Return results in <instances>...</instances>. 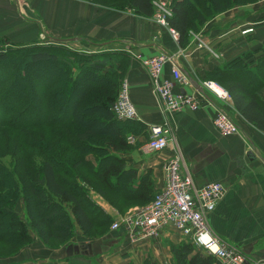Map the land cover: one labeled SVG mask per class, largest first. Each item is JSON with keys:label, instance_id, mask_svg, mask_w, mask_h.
Listing matches in <instances>:
<instances>
[{"label": "crops", "instance_id": "0c3cea01", "mask_svg": "<svg viewBox=\"0 0 264 264\" xmlns=\"http://www.w3.org/2000/svg\"><path fill=\"white\" fill-rule=\"evenodd\" d=\"M28 1L21 7L23 19L12 0H0V37L26 44L44 35L45 44L72 41L86 45L83 48L90 52L127 53L130 62L123 80L129 84L130 98L137 111L133 121L139 122L143 131L127 136L130 145H138L124 158L131 161L139 174L151 169L158 191L164 184V164L171 152L179 148L182 170L191 175L197 187L212 182L224 186V195L208 215L214 234L248 260L264 264V133L234 110L232 100L225 109L237 125L238 133L229 137L221 136L213 124L218 105L212 98L197 110L164 113L140 62L141 57L159 53L180 54L178 63L189 81L184 90L194 92L192 82L200 85L223 62L249 51H257L255 58H260L264 49V9L261 10L264 0L217 15L199 32L190 33L189 44L184 49L171 38L168 29L157 25L152 18L141 17L130 7L103 8L83 0ZM241 10L248 15L242 16ZM258 13L261 15L257 16ZM250 28L253 31L242 34ZM198 39L220 57L210 58L204 49L194 47ZM163 74L170 78V64H166ZM259 96L264 101V89ZM163 123H168L175 142L161 152H150L145 146L148 128ZM90 198L113 220L119 215L94 191L90 192ZM31 237V245L23 248L11 264H64L67 258L81 264H143L147 258L154 264H171L170 246L180 243L178 236L168 230L156 239L132 242L121 231L110 229L103 238L89 240L76 228L75 237L70 240L72 254L67 255L65 247L49 249L35 234L31 233ZM110 239L112 243L108 244ZM98 248L103 249L96 252Z\"/></svg>", "mask_w": 264, "mask_h": 264}, {"label": "trees", "instance_id": "16d2710c", "mask_svg": "<svg viewBox=\"0 0 264 264\" xmlns=\"http://www.w3.org/2000/svg\"><path fill=\"white\" fill-rule=\"evenodd\" d=\"M117 1L121 5L116 9L130 7L144 18L154 15L155 0ZM254 3L257 0H172V15L166 22L168 28L178 34V46L184 49L189 44L190 33L199 32L217 15ZM15 46L17 48L0 50V68L11 66L13 57L23 55L30 57L33 64H55L58 73L63 72L62 84L70 83L72 89L82 84L85 77L100 83L85 85L74 96L67 118L55 115L62 112L53 107V102L58 100L56 84H47L44 92L48 113L23 121L31 111L30 100L34 99L26 94L15 95V80H22V75L18 74L10 84L7 83L11 81L10 75H7L4 86V81H0V134L9 130L18 136L9 135L6 141L0 140V243L14 255L32 242L33 233L44 246L55 249L49 246V241L64 246L75 235L76 228L83 237L99 240L109 231L113 218L90 198L91 191L109 204L112 197L123 196L124 201L136 207L148 204L157 192L152 170L139 174L131 161L124 158V154L138 145H130L127 136L141 134L143 126L133 120H117L111 111L130 58L124 52L84 54L56 44L33 42ZM12 52L15 54L11 55ZM251 56L253 52L243 53L209 72L206 78L211 76L210 79L221 83L231 96L234 110L264 133V101L259 96L264 89V76L259 73L264 68V55L258 60ZM253 65L259 69L257 72L249 69L254 68ZM12 71L16 74L15 70L9 73ZM242 74L251 76V80L255 78V84L248 89L244 87L237 78ZM90 96L91 102L84 106ZM15 98L19 103L13 102ZM9 100L12 105L6 107ZM65 122L73 125L74 135L62 133ZM45 128L61 130L47 139L41 134L28 133L29 129ZM7 156L8 164L3 162ZM18 205L24 217L15 211ZM114 208L118 213L123 212L118 206ZM92 230L101 231L104 236L91 238ZM170 251L173 264H216L213 257L197 251L189 243L171 245ZM64 264L81 263L67 258ZM143 264L154 263L147 258Z\"/></svg>", "mask_w": 264, "mask_h": 264}, {"label": "built area", "instance_id": "2783aa9c", "mask_svg": "<svg viewBox=\"0 0 264 264\" xmlns=\"http://www.w3.org/2000/svg\"><path fill=\"white\" fill-rule=\"evenodd\" d=\"M153 4L156 7L154 22L166 27L171 37L178 41V34L169 29L166 22L172 15L171 9L164 2ZM198 41L202 44L200 39ZM203 48H206L204 42ZM179 55L159 53L140 59L154 85L163 112L197 110L202 105L209 104V98H212L218 105L213 119L218 133L223 137L237 134L238 127L225 109L231 100L229 92L212 81H201L199 91L196 89L194 92H186L184 88L189 81L179 66ZM214 57L217 58L216 55ZM166 63L170 64V78L163 74ZM129 88L128 82L122 80L111 108L117 120L137 118ZM173 142L175 140L168 123L148 128L145 146L150 152H161ZM182 162V154L179 148H175L164 164V184L156 192L153 200L120 216L112 222L110 230L121 231L132 242L156 239L162 232L168 230L176 234L180 242L193 245L197 251L213 257L218 264H260L248 260L236 248L222 241L214 234L208 223L209 213L215 209L217 202L224 195L223 184L212 182L197 187L191 175L182 170Z\"/></svg>", "mask_w": 264, "mask_h": 264}, {"label": "rangeland", "instance_id": "374dc122", "mask_svg": "<svg viewBox=\"0 0 264 264\" xmlns=\"http://www.w3.org/2000/svg\"><path fill=\"white\" fill-rule=\"evenodd\" d=\"M83 1L96 4V5H98L100 7H103V8H115L116 6L121 5L117 0H83ZM171 1L172 0H155L154 2H157V3L164 2V3H166L168 5L169 8H171V6H170ZM260 1L261 0H257V3H254V5L259 4ZM12 2L17 7V10H18V13L20 14V16L23 19H25V14L22 11L21 7H22V5H24V7H25L26 3H28L29 1L28 0H12ZM248 5H251V4H248ZM262 9H264V6L261 8V10ZM155 10H156V7H155ZM241 15L242 16H247L248 13H247V11L241 10ZM256 15L259 16V15H261V13H258ZM151 18L153 20V16ZM160 27H162V26H160ZM162 28L167 29L166 27H162ZM247 30H250V29H245L244 32H242V34H247V33L250 32V31H247ZM1 39H3V38H1ZM47 41H50V40H47ZM201 41H202V44L199 41H197L196 44H194V47L204 49L206 55L208 57H210V58L217 59V58L220 57V54L216 53L214 51V49L211 48L207 43H206V48H203V40H201ZM175 42L178 43V41H175ZM31 43H33V42H31ZM34 43H37L38 45L39 44H41V45H51V44H45L47 42H45L44 35H39L38 39L35 40ZM12 44L17 45V44H25V43L11 42V41H8L7 39H3L2 41L0 40V50L17 48V46L12 45ZM52 44L64 46V47H67V49H71V50H74V51H79V52H82L84 54H94V53H102L103 52L102 50H100V51L97 50L98 52H90L91 50H87V49L85 50V48H83V46H86V45H82L81 42L78 43V42H72V41H64L62 43H57L56 42V43H52ZM89 49H91V48H89ZM12 51H14V50H12ZM261 51H262V53L260 54V58L264 55L263 50H261ZM249 52H253V56H251V57H253L254 59H255V57H257V55H256L258 53L257 51H249ZM244 53H246V52H244ZM13 54H15V53L12 52L11 55H13ZM215 55L217 56V58L214 57ZM240 55L234 57L233 59L239 57ZM233 59H231V60H233ZM30 60H31V58L28 57V56H23V55H21V57L15 56V57H13V61H10V64H12L11 66L0 68V81H2V82L4 81L3 82V86L5 85V77H7V75H10V80L11 81H7V83H9V84L11 82H14V80L18 76V74L22 75V80H20L18 82L15 80V83H14L15 87H16L15 90H14L15 95L19 96L21 94L22 95L26 94V96L29 95L30 97H32L34 99V100H30V101H32L31 102V111L26 116H24L22 118L23 121L31 120L34 117H41L42 114H44L45 112L48 113V109H47V105L48 104H47V99H46V93L44 92L48 88V87L45 88V85H47V84H48V86H50V83L52 85L56 84L55 91L58 94V100H57V102H55L54 100H51V101L52 102L54 101L53 102L54 109L60 108V109H62V112L59 111L55 115L58 116L59 118H67L69 116V114H68L69 113V105H70V102L74 99V96H76L81 90H83L85 88L84 87L85 85H89L90 83L99 85V83H100V82H97V80L94 81V80L90 79L89 77H85V79L81 81L82 84H80L78 87L72 89L71 88L72 85L70 83L62 84V83H64L63 82L64 79H63V76H61V73L63 75V72L60 71L61 73L59 74L55 64H53L52 62H44L42 64H40V63L39 64H33L32 61H30ZM256 60H258V59H256ZM255 62L257 64L258 61H255ZM224 63H226V62H223V64ZM243 63H246V62H243ZM166 64H169V63H166ZM166 64L164 65V67L166 66ZM249 65L251 66V63H249ZM253 67L254 68L250 67L249 69L252 70L253 72H257L259 70L256 67V65H253ZM10 70H15L16 74L13 71L11 73H9ZM261 72H262V75L264 76V68L261 69L259 73H261ZM210 77L211 76H209L208 78L205 77L206 79L204 78L205 80L203 79V81H212V82H214V83H216V84H218V85H220L221 87L224 88V86L221 83H219L218 81L210 79ZM86 78H88V79H86ZM237 78L239 79V82L244 87H246L247 89L252 85V83L255 82V78L253 80H251V76H247V75H244V74L239 75ZM91 99L92 98L90 96L84 102V106L88 105L91 102ZM13 100H15L13 102L19 103L18 102L19 100H17L16 98L13 99ZM49 101H50V99H49ZM11 102H12V100L7 101L5 103V106L6 107H8V106L10 107L12 105ZM14 113H16V112H14ZM53 116H54V114H53ZM0 118H1V113H0ZM61 129H62V133L63 132L67 133V135L69 133L74 135V132L76 131L75 128L73 127V125H71L70 123H66V122L63 124V127ZM60 130L59 129H51V128L38 129V130L29 129L28 133H29V135H34V136H39L41 134V135H43V137H45L44 139H47V138H53V136ZM9 135L11 137H13V138L14 137L18 138L17 133H15L13 131H9V130H4L0 134V140L2 142L6 141V138ZM9 160L10 159H9L8 156L3 158V162L6 163V164L9 163ZM79 172L81 173V171H79ZM90 180L92 181V179H90ZM123 198H124L123 196H114V197L111 198L110 202L112 204H114L115 206H118L123 211L122 213H118L119 215H117L116 219L114 218L113 221L119 219L120 216H124L127 212H129L131 209H134L136 207L134 205V203L124 201ZM137 207H140V206H137ZM15 211L19 214L20 217H24V213H23L22 207H19V205H18V207L15 209ZM109 229H110V227H109ZM108 232H106V233H108ZM103 234L104 233H102L101 231L92 230L89 236L91 238L92 237L93 238H98V237L102 236ZM73 237H75V235ZM31 243L29 245H31ZM107 243L108 244L112 243V239L107 240ZM48 244H49V246H51V247H53L55 249H58V248H61V247H65L66 248L65 250L67 252H68V247L73 245L69 241L64 246H62V245L60 246L59 243L57 241H54V240H50ZM29 245H27V246H29ZM27 246H25V247H27ZM25 247H23V248H25ZM46 248H48V247H46ZM102 249L103 248H98V250L96 249V252L97 251H101ZM19 252H17L14 255H11L13 253V251L10 250L7 246H4L3 244L0 243V264H11L10 263L11 260ZM169 259L170 258H168V261H169ZM171 264H173V263L171 262Z\"/></svg>", "mask_w": 264, "mask_h": 264}, {"label": "water", "instance_id": "95a60500", "mask_svg": "<svg viewBox=\"0 0 264 264\" xmlns=\"http://www.w3.org/2000/svg\"><path fill=\"white\" fill-rule=\"evenodd\" d=\"M194 87L199 91V85L195 82H192ZM182 93H184V91H181ZM86 248H90V245L89 246H86ZM72 246H69L68 247V252H67V255H71L72 254ZM75 250H78L77 248Z\"/></svg>", "mask_w": 264, "mask_h": 264}]
</instances>
